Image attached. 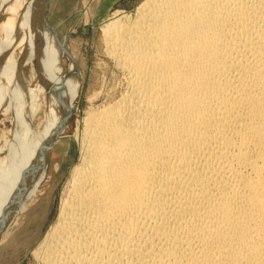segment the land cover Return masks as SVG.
I'll return each mask as SVG.
<instances>
[{
  "label": "bare ground",
  "instance_id": "6f19581e",
  "mask_svg": "<svg viewBox=\"0 0 264 264\" xmlns=\"http://www.w3.org/2000/svg\"><path fill=\"white\" fill-rule=\"evenodd\" d=\"M102 34L121 89L106 102L95 88L78 121L79 162L33 251L39 264H264V0H143ZM51 47L39 66L48 77L20 91L8 146L22 140L38 90L51 93L48 132L63 98L71 109L79 97L74 66L61 75ZM52 138L37 139L13 171L1 217L33 198Z\"/></svg>",
  "mask_w": 264,
  "mask_h": 264
},
{
  "label": "rangeland",
  "instance_id": "374dc122",
  "mask_svg": "<svg viewBox=\"0 0 264 264\" xmlns=\"http://www.w3.org/2000/svg\"><path fill=\"white\" fill-rule=\"evenodd\" d=\"M142 1L0 0V178H2L0 192L6 189L5 185L14 175L13 171L17 165L22 163L23 158L28 157L26 151L33 143L38 142L37 139L42 135H45L46 139L49 132H53L52 140H54L49 164L45 152L38 160L34 173V178L39 179L36 182L37 185H34L37 187L35 190H27V192L33 191L31 194L33 198L30 201L26 200L23 205H18L19 207H17V203H13L9 206L10 209L7 208L6 214L3 215L4 218L0 216V264H39L33 251L57 219L63 190L70 178L72 168L79 162V142L74 135L78 121L85 116L95 88L97 90L102 88V101L110 100L113 98L111 95L118 94L121 89V74L117 75L113 72L114 67L111 65L112 63L109 64L110 62L102 50V28L117 14L132 13ZM44 6L46 8L42 10ZM40 13H43L42 16ZM41 17L46 18L44 23L47 26L48 34L50 35L51 31L55 30L54 33L64 40L66 50L61 44L59 51L61 55L58 57L62 59L56 62L63 69L61 75L65 76L72 63L74 73L76 72L77 79H80L81 92L71 109L66 103L69 102L68 98H63V113H61V109L60 112L55 113L56 118L60 115L57 124L59 128L48 132L49 115L45 118V114L47 106H49L48 97L51 93L48 95L43 88L41 91L38 90L37 100L29 104L30 107L28 105L29 109L27 110L29 113L31 112L29 117L32 116V118L28 120L25 131L21 135L22 140L17 143L16 136L8 146L4 139L11 140L13 126L16 124L15 110L19 104L17 100H21L20 91H25L28 94L29 90L33 87L35 89L41 84L39 83L41 79L48 77L45 70L43 68L41 70L39 67L42 64V58L46 55L42 46L52 44L51 52H54L55 56L59 53L57 52L59 50L57 42L53 41L51 36H47L48 34L41 32L43 26L37 27L36 25ZM17 30L22 33H18L20 35L17 36V41H13V35H16ZM30 30L34 37H26L28 32H31ZM37 39L35 46H39V48L37 47V51L41 52L39 55L31 48L32 44L30 43ZM58 44L60 43L58 42ZM36 70H41V74L34 72ZM115 87L117 90L113 89ZM75 96L76 94H74ZM27 97L29 98V96ZM99 101L101 102V99ZM39 103L41 104L39 105ZM37 106H40L39 109ZM55 123L56 121H54ZM20 143L23 145L21 153L17 155ZM40 161L46 163L42 165ZM31 166L25 167L20 173H33L30 170ZM29 195L30 192L21 200L30 198ZM2 202L4 201L1 200L0 204ZM5 204L7 203L4 202ZM18 208L20 211L17 212ZM5 219L7 220L5 221Z\"/></svg>",
  "mask_w": 264,
  "mask_h": 264
},
{
  "label": "water",
  "instance_id": "95a60500",
  "mask_svg": "<svg viewBox=\"0 0 264 264\" xmlns=\"http://www.w3.org/2000/svg\"><path fill=\"white\" fill-rule=\"evenodd\" d=\"M45 8H46V6H44L43 10H45ZM45 19H46L45 17H43V18L41 17V19H38L37 24H36L37 27H39L41 25V23L45 21ZM52 141L53 140L51 139L49 143L47 142V155H48L47 162H48V164H49V156H50L51 149H52L53 143H54Z\"/></svg>",
  "mask_w": 264,
  "mask_h": 264
}]
</instances>
